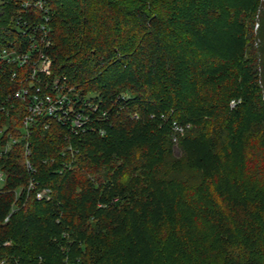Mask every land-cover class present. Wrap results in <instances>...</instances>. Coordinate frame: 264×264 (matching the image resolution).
<instances>
[{
  "label": "trees",
  "instance_id": "obj_1",
  "mask_svg": "<svg viewBox=\"0 0 264 264\" xmlns=\"http://www.w3.org/2000/svg\"><path fill=\"white\" fill-rule=\"evenodd\" d=\"M16 2L0 0V48L47 18L51 76L97 109L77 133L30 128L50 200H14L18 144L0 159L4 264H264V4L254 19L259 0Z\"/></svg>",
  "mask_w": 264,
  "mask_h": 264
},
{
  "label": "built area",
  "instance_id": "obj_2",
  "mask_svg": "<svg viewBox=\"0 0 264 264\" xmlns=\"http://www.w3.org/2000/svg\"><path fill=\"white\" fill-rule=\"evenodd\" d=\"M27 5V2H24ZM47 18L41 23L29 26L20 34L26 38L17 40L18 46L0 48V63L13 64L14 69L6 75L8 86L0 84L3 93L0 94V159L9 152L15 144L19 145L27 179L24 185L13 190V198L17 200L20 195L30 194L37 201H48L51 198V189L47 186H38L33 179L34 168L30 161L28 136L30 128L41 121L43 128L50 123L65 125L73 133L84 131L88 128L91 115L97 109V104L92 101V96L78 97L72 92L63 77L51 76L50 59L41 51V45L47 43L48 28ZM24 24V23H23ZM1 75V74H0ZM2 87V88H1ZM234 105V100L229 101V106ZM104 111L101 115H104ZM2 115V116H1ZM11 132L8 125L15 122ZM90 129V128H89ZM171 141L175 142L182 135L183 127L175 122L171 123ZM8 175L0 168V191ZM11 207L10 211H12ZM7 215L3 220H6ZM2 242V246L8 245ZM5 263V257H0V264Z\"/></svg>",
  "mask_w": 264,
  "mask_h": 264
},
{
  "label": "rangeland",
  "instance_id": "obj_3",
  "mask_svg": "<svg viewBox=\"0 0 264 264\" xmlns=\"http://www.w3.org/2000/svg\"><path fill=\"white\" fill-rule=\"evenodd\" d=\"M27 1H28V0H27ZM15 2H16V0H15ZM17 2H19V0H18ZM17 2H16V3H17ZM25 2H26V1H25ZM263 4H264V0H259V5H258V7H257V9H256V11H255V18H254V19H257V18H258L257 13L260 12V10H261ZM255 28H256V24L254 23V25H253V30H255ZM256 43H257V41H256V39H255L253 45H255ZM263 107H264V106H263ZM173 152H174V154H177V153H178V149H177L175 146L173 147Z\"/></svg>",
  "mask_w": 264,
  "mask_h": 264
}]
</instances>
